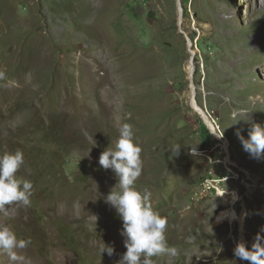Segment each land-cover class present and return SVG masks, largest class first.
I'll return each instance as SVG.
<instances>
[{
  "label": "rangeland",
  "instance_id": "1",
  "mask_svg": "<svg viewBox=\"0 0 264 264\" xmlns=\"http://www.w3.org/2000/svg\"><path fill=\"white\" fill-rule=\"evenodd\" d=\"M181 1L183 18L178 0H0V87L24 63L34 79L26 112L21 93L2 106L0 155L23 153L16 175L33 195L0 227L31 241L17 249L31 264H118L126 252L104 199L117 178L98 163L122 123L142 149L135 187L177 250L153 264H248L235 246L264 237V155L236 135L264 127V0Z\"/></svg>",
  "mask_w": 264,
  "mask_h": 264
},
{
  "label": "clouds",
  "instance_id": "2",
  "mask_svg": "<svg viewBox=\"0 0 264 264\" xmlns=\"http://www.w3.org/2000/svg\"><path fill=\"white\" fill-rule=\"evenodd\" d=\"M213 122L218 126L216 121ZM118 131L119 138L114 148L104 150L98 159L99 165L105 170L110 169L117 178L116 185L104 199L115 209L123 224L121 236L126 252L121 255L118 264H153V257L175 256L177 250L169 246L166 239L167 218L154 211L149 204L151 193L147 189L141 192L135 187L142 173V149L134 140L133 128L128 123H122ZM236 135L250 156L259 158L264 155V127L253 124L247 139L239 131ZM179 149L180 146L174 148L176 153ZM191 151L195 154L196 148ZM23 164V153L20 151L0 155V213L6 216L8 208L13 205L27 207L31 204L32 182L16 175ZM262 241L264 237L258 233L251 250L244 243H238L233 250L235 257L248 264H264ZM30 243V240L18 239L9 227H0V252L8 256L11 264H31L30 259L17 253V249H24ZM102 252L111 256L114 249L104 244Z\"/></svg>",
  "mask_w": 264,
  "mask_h": 264
},
{
  "label": "bare ground",
  "instance_id": "3",
  "mask_svg": "<svg viewBox=\"0 0 264 264\" xmlns=\"http://www.w3.org/2000/svg\"><path fill=\"white\" fill-rule=\"evenodd\" d=\"M192 61H193V59H190L189 65H188V70H189L190 75H192L193 70H194V63ZM24 66H26V67L24 68L22 65V68L20 70H17L13 76V81L16 84H10V86L6 85L5 88H3V89L0 87V119L3 116L2 106H3L4 102H6L7 100L16 99L20 93L26 99V107L23 109L24 112H26L28 110V108L31 106L32 98L28 97V95H30L32 92L34 79H33L32 71H31V69H32L31 65L30 64L26 65V63H24ZM30 76H31V78H30ZM192 88H193V90L191 93V95H192L191 96V104L193 106H195V108L197 110H200V112L204 115L205 114L204 110L195 104L194 99H195V95H196V89L194 87H192ZM208 117H209V115L206 116V119H207V122H208L210 129L212 130V132L215 134V136L218 139L223 140V136L217 130L218 126L216 127V125L211 120V118L210 117L208 118ZM218 129H219V127H218ZM224 141H226V140H224ZM226 162L227 163L228 162L233 163L230 155L227 156ZM207 182H210V179H208ZM213 182H215V181H213ZM249 186H250V188H252V185H249ZM235 214L236 213H235L234 209H228V210L223 211L221 213L220 219L221 220H227L228 218H233L235 216ZM244 221H245V219H244V213H243L241 216V224H243Z\"/></svg>",
  "mask_w": 264,
  "mask_h": 264
},
{
  "label": "water",
  "instance_id": "4",
  "mask_svg": "<svg viewBox=\"0 0 264 264\" xmlns=\"http://www.w3.org/2000/svg\"><path fill=\"white\" fill-rule=\"evenodd\" d=\"M178 3H179V6H180V14H181V17L180 18H183V7H182V1L181 0H178ZM193 62V61H192Z\"/></svg>",
  "mask_w": 264,
  "mask_h": 264
},
{
  "label": "trees",
  "instance_id": "5",
  "mask_svg": "<svg viewBox=\"0 0 264 264\" xmlns=\"http://www.w3.org/2000/svg\"><path fill=\"white\" fill-rule=\"evenodd\" d=\"M184 1V0H183ZM201 46H203V44H201Z\"/></svg>",
  "mask_w": 264,
  "mask_h": 264
},
{
  "label": "built area",
  "instance_id": "6",
  "mask_svg": "<svg viewBox=\"0 0 264 264\" xmlns=\"http://www.w3.org/2000/svg\"><path fill=\"white\" fill-rule=\"evenodd\" d=\"M208 179H210V178H208Z\"/></svg>",
  "mask_w": 264,
  "mask_h": 264
}]
</instances>
